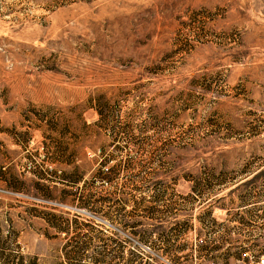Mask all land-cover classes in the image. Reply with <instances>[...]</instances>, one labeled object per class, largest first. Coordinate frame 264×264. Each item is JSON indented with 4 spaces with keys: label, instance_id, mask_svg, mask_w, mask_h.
I'll return each instance as SVG.
<instances>
[{
    "label": "rangeland",
    "instance_id": "374dc122",
    "mask_svg": "<svg viewBox=\"0 0 264 264\" xmlns=\"http://www.w3.org/2000/svg\"><path fill=\"white\" fill-rule=\"evenodd\" d=\"M263 246L264 0H0V264Z\"/></svg>",
    "mask_w": 264,
    "mask_h": 264
},
{
    "label": "trees",
    "instance_id": "16d2710c",
    "mask_svg": "<svg viewBox=\"0 0 264 264\" xmlns=\"http://www.w3.org/2000/svg\"><path fill=\"white\" fill-rule=\"evenodd\" d=\"M257 246H259V245H253V246H250V247H248V248H246V249H244V248H241L240 250H244V251H246V250H248V251H252V253L254 254L255 253V251H254V248H256ZM263 248H264V246H263ZM262 253H264V250L262 251ZM252 254V255H253ZM232 256H234V255H232V254H226L225 256H223L224 258H223V263H221V264H229V261H230V258L232 257ZM69 257L70 258H78V259H80V257H81V252H79V251H74V252H72L70 255H69ZM241 257V254H239V255H236L235 256V258H237V259H239ZM260 256H257V255H253V257H251V259L253 260V262H254V264L256 263V259L257 258H259ZM14 258L17 260L16 261V263L17 264H34L31 260H29L27 257H25V256H23V255H20V254H16L15 256H14ZM218 258V257H217ZM216 258V259H217ZM215 259V258H214ZM30 261V262H29ZM67 264H69V263H67Z\"/></svg>",
    "mask_w": 264,
    "mask_h": 264
},
{
    "label": "built area",
    "instance_id": "2783aa9c",
    "mask_svg": "<svg viewBox=\"0 0 264 264\" xmlns=\"http://www.w3.org/2000/svg\"><path fill=\"white\" fill-rule=\"evenodd\" d=\"M251 262L249 264H254L253 260L250 258ZM255 264H264V257H259L256 259Z\"/></svg>",
    "mask_w": 264,
    "mask_h": 264
}]
</instances>
